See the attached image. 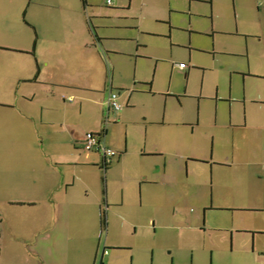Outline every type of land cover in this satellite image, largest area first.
<instances>
[{"label":"crops","instance_id":"crops-1","mask_svg":"<svg viewBox=\"0 0 264 264\" xmlns=\"http://www.w3.org/2000/svg\"><path fill=\"white\" fill-rule=\"evenodd\" d=\"M107 1L0 0V264H183L124 227L146 211L156 223L162 207L175 218L208 192L212 207L242 212V228L224 229L230 246H215L219 264H264V53L256 70L250 53L248 70L227 68V94H208L215 61H197L191 32L181 44L171 18L148 30L134 0ZM227 1L229 34L264 47V0ZM174 46L187 48L185 67ZM234 73L249 74L237 96ZM88 132L118 151L108 165L84 149Z\"/></svg>","mask_w":264,"mask_h":264},{"label":"rangeland","instance_id":"rangeland-1","mask_svg":"<svg viewBox=\"0 0 264 264\" xmlns=\"http://www.w3.org/2000/svg\"><path fill=\"white\" fill-rule=\"evenodd\" d=\"M188 3L187 0H134L130 15L135 18L133 19L136 23L139 22L144 28L160 33L168 31L169 19L171 18L174 25V37L181 44H187L186 40L191 32L194 39L193 44L199 48L195 55L197 61L207 64L211 63V60L215 61L214 64H211L214 68L210 67L212 70L208 73L205 81L206 93H213L215 85L219 84L221 94H227L230 82V74L227 68L232 66V68L242 69V72L248 70L250 53L251 67L256 70L257 60L262 57L264 47L257 39H251L248 43L242 36L229 34L228 31L235 28L231 2L216 0L212 5L210 0H194L191 11H187ZM161 39H165L169 43L167 37ZM174 49L176 53L182 56V62L189 64L187 48L174 46ZM193 50L196 49L193 47ZM247 75L249 74L242 73L241 76L234 73L235 96L248 89L244 80ZM200 83L201 74L193 73L191 86L194 90L198 89ZM232 104L239 105L236 102ZM221 105L228 106L229 104L222 102ZM240 199L241 197L237 198L236 203ZM198 200L199 203L191 200L182 204L180 208H176L178 215L175 218L168 214L173 210L172 207L157 209L166 216L164 218L160 215L162 219L156 218V223L151 219L152 211H146L147 214L134 220L139 224V227L138 225L135 228L133 225H125L123 238L132 239L134 232H137L141 236H149V243H152L150 245L166 251L169 259L174 252L173 254H177V256L178 254L183 256V264H219L217 261L219 254L216 252L220 248H215V246L221 242L223 244V240L226 246H230L229 231H224V229L226 227L242 228V212L212 207V194L210 192L200 194ZM202 203H206L205 206L209 209L205 210V207L201 205ZM136 209H138V205ZM124 213H129V217H131L133 212L130 210L124 211ZM110 219L112 221L111 235L118 237L124 225L114 214L108 212L107 220ZM131 220L133 221V219ZM221 248L223 247L221 246Z\"/></svg>","mask_w":264,"mask_h":264},{"label":"built area","instance_id":"built-area-1","mask_svg":"<svg viewBox=\"0 0 264 264\" xmlns=\"http://www.w3.org/2000/svg\"><path fill=\"white\" fill-rule=\"evenodd\" d=\"M108 5H112V0L107 1ZM179 66L185 67V63H179ZM107 104L109 108L114 110H120L122 108V104L118 100L117 92H110L107 98ZM83 147L86 150H95L98 149L104 155V166L108 165L113 157L118 155V151L111 147H108L102 140L101 134L95 132H88L85 135V139L83 142ZM106 253L108 251H105Z\"/></svg>","mask_w":264,"mask_h":264},{"label":"trees","instance_id":"trees-1","mask_svg":"<svg viewBox=\"0 0 264 264\" xmlns=\"http://www.w3.org/2000/svg\"><path fill=\"white\" fill-rule=\"evenodd\" d=\"M100 134V133H99ZM96 150H98V149H96Z\"/></svg>","mask_w":264,"mask_h":264}]
</instances>
